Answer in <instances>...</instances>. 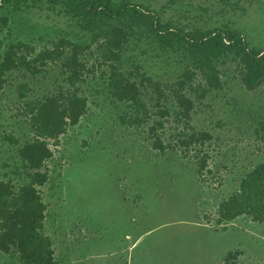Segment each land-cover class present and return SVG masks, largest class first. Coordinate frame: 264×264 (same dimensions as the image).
Returning <instances> with one entry per match:
<instances>
[{
	"label": "rangeland",
	"instance_id": "374dc122",
	"mask_svg": "<svg viewBox=\"0 0 264 264\" xmlns=\"http://www.w3.org/2000/svg\"><path fill=\"white\" fill-rule=\"evenodd\" d=\"M31 1L27 0L31 7L23 5L13 13L0 7V17L9 18L7 27L0 23V53L18 42L38 52L59 38L89 43V36L74 20L50 10L45 0L36 5ZM131 1L182 28L228 25L240 31L252 48L264 50V0ZM92 52L84 57L89 66L98 57L95 48ZM61 63H49L35 76L24 70L6 74L0 90V181L24 184L18 150L35 138L30 118L23 113L25 102L56 94L59 87L69 88ZM136 68L154 81L172 83L184 72L186 60L180 54L161 51L150 40L133 39L123 53L121 70L132 73ZM219 68L222 89L196 103L191 122L214 139L204 147L190 148L188 156L179 147L161 153L148 140L146 126L121 123L122 117L134 116V109L112 97L107 66L97 64L77 84L79 93L88 98L89 110L78 125L67 127L58 145L50 141L54 156L47 162L49 180L39 189L47 205L45 233L53 242L56 264H117V210H163L162 215H151V224L182 220L190 224L173 227L172 235L167 232L171 227L150 235L144 245L151 251L146 264H176L177 249L196 254L194 262L186 259L184 264H220L237 250L242 252L237 264H264V224L247 216L224 225L216 223L220 204L238 190L248 172L264 162V143L257 133L264 117V85L247 88L230 59L220 61ZM23 84L29 92L22 100ZM144 96L152 107L154 101L146 91ZM168 104L171 116L163 131L166 143L175 142L181 131L175 121L178 109L172 101ZM201 150L209 155V171L203 180L197 173L196 156ZM200 217L218 231L228 232L198 227ZM142 248L135 250V260ZM182 260L178 258L177 264ZM0 264L22 263L17 254L0 252Z\"/></svg>",
	"mask_w": 264,
	"mask_h": 264
},
{
	"label": "trees",
	"instance_id": "16d2710c",
	"mask_svg": "<svg viewBox=\"0 0 264 264\" xmlns=\"http://www.w3.org/2000/svg\"><path fill=\"white\" fill-rule=\"evenodd\" d=\"M44 0H32V4ZM172 3L175 0H170ZM50 10L74 20L79 29L89 36V43H75L59 38L41 51L18 42L0 53V90L8 73L22 71L35 76L44 72L49 63L62 62L68 75L69 88L59 87L56 94L42 100L26 101L24 114L29 116L35 138L18 150L19 171L23 185L0 181V252L14 253L22 264H56L51 238L45 233L47 205L40 188L49 180L47 162L54 152L50 141L59 144L68 126H76L89 110L88 98L79 93L78 83L92 74L96 65L107 66L109 91L117 102L130 105L134 116L121 118L129 126H146L148 140L161 153L177 147L186 155L190 148L204 147L214 137L208 131L194 127L192 114L196 103L206 100L213 91L222 89L219 63L230 59L236 64L240 81L249 89L264 85V50L252 48L244 35L228 25L217 28L179 27L173 21H164L161 15L148 6L131 0H45ZM27 0H0V7L17 12ZM7 27L8 17H0ZM135 39L150 40L163 52L180 54L186 60L182 75L172 83L154 81L151 77L135 72L125 73L122 57L126 47ZM0 40V51L3 50ZM95 48L96 61L91 66L84 57ZM154 101L152 107L145 100L144 91ZM20 99L29 92L28 85L20 86ZM189 93V94H188ZM172 101L178 111L175 121L180 132L175 142L166 143L163 131L170 121ZM257 133L264 143V117ZM13 144L18 140L7 137ZM197 152V151H196ZM198 176L204 179L208 172L209 155L198 152ZM247 216L264 224V162L248 172L238 190L224 200L218 209L217 225L234 222ZM240 250L230 252L224 264H237Z\"/></svg>",
	"mask_w": 264,
	"mask_h": 264
},
{
	"label": "crops",
	"instance_id": "0c3cea01",
	"mask_svg": "<svg viewBox=\"0 0 264 264\" xmlns=\"http://www.w3.org/2000/svg\"><path fill=\"white\" fill-rule=\"evenodd\" d=\"M162 211L163 210H117V216H119L117 218V264H146L147 259H151V255H149L151 251L149 250V245H144L148 241L150 235L155 234L157 231L165 227H171L167 232H171L170 235H172V231L174 230L173 227L179 225H190L184 220L170 223H160L158 225L151 224V215H162ZM197 225L200 228H204L206 231H215L216 233L228 232V230L218 231L217 228H213L214 226L212 227L210 225H207L203 221V219H201V217L200 223H198ZM170 235L168 236V238L170 237ZM183 244L184 238L182 240V245ZM142 246L143 248L142 250H140V254L136 256L135 260V250ZM174 254L177 257L174 259L176 260V264L180 263V261H178V258L183 259L182 264H184L186 259L194 262V257L196 256L194 250H190V252L188 251L186 254H184V252L177 249L174 251ZM224 258L221 262H223Z\"/></svg>",
	"mask_w": 264,
	"mask_h": 264
}]
</instances>
